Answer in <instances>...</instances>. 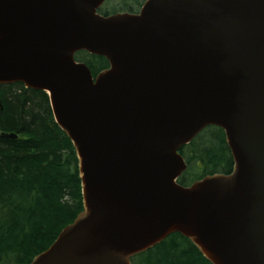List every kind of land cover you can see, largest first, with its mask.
Returning <instances> with one entry per match:
<instances>
[{
    "label": "water",
    "instance_id": "1",
    "mask_svg": "<svg viewBox=\"0 0 264 264\" xmlns=\"http://www.w3.org/2000/svg\"><path fill=\"white\" fill-rule=\"evenodd\" d=\"M104 1L0 0V85L49 93L83 193L29 264H131L174 233L210 264H264V0H146L101 16ZM80 51L108 68L93 78ZM209 126L232 171L182 187L178 150Z\"/></svg>",
    "mask_w": 264,
    "mask_h": 264
},
{
    "label": "trees",
    "instance_id": "2",
    "mask_svg": "<svg viewBox=\"0 0 264 264\" xmlns=\"http://www.w3.org/2000/svg\"><path fill=\"white\" fill-rule=\"evenodd\" d=\"M74 58L86 64L93 76L108 67L104 58L85 52ZM0 133L18 136L10 141L0 137V264H28L82 210L77 158L54 123L47 95L21 84L0 86ZM179 152L187 164L178 179L182 186L207 175L229 174L233 167L219 128H206ZM131 262L210 264L179 234L170 235Z\"/></svg>",
    "mask_w": 264,
    "mask_h": 264
},
{
    "label": "rangeland",
    "instance_id": "3",
    "mask_svg": "<svg viewBox=\"0 0 264 264\" xmlns=\"http://www.w3.org/2000/svg\"><path fill=\"white\" fill-rule=\"evenodd\" d=\"M142 0H106L105 1V6L106 10L110 12L118 11L120 9H128V8H123L122 4H125L126 6L129 7H134L136 9L138 4H140Z\"/></svg>",
    "mask_w": 264,
    "mask_h": 264
},
{
    "label": "bare ground",
    "instance_id": "4",
    "mask_svg": "<svg viewBox=\"0 0 264 264\" xmlns=\"http://www.w3.org/2000/svg\"><path fill=\"white\" fill-rule=\"evenodd\" d=\"M7 141H10V140H7Z\"/></svg>",
    "mask_w": 264,
    "mask_h": 264
}]
</instances>
